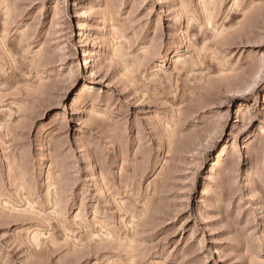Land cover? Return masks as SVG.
<instances>
[{"label":"rangeland","instance_id":"obj_1","mask_svg":"<svg viewBox=\"0 0 264 264\" xmlns=\"http://www.w3.org/2000/svg\"><path fill=\"white\" fill-rule=\"evenodd\" d=\"M0 264H264V0H0Z\"/></svg>","mask_w":264,"mask_h":264},{"label":"bare ground","instance_id":"obj_2","mask_svg":"<svg viewBox=\"0 0 264 264\" xmlns=\"http://www.w3.org/2000/svg\"><path fill=\"white\" fill-rule=\"evenodd\" d=\"M104 21V20H103ZM104 23V22H103Z\"/></svg>","mask_w":264,"mask_h":264}]
</instances>
